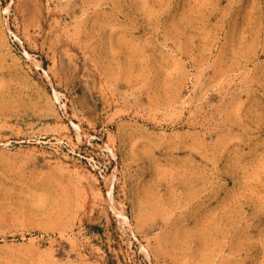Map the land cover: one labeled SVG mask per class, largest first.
I'll list each match as a JSON object with an SVG mask.
<instances>
[{
    "label": "rangeland",
    "instance_id": "374dc122",
    "mask_svg": "<svg viewBox=\"0 0 264 264\" xmlns=\"http://www.w3.org/2000/svg\"><path fill=\"white\" fill-rule=\"evenodd\" d=\"M0 264H264V0H0Z\"/></svg>",
    "mask_w": 264,
    "mask_h": 264
},
{
    "label": "bare ground",
    "instance_id": "6f19581e",
    "mask_svg": "<svg viewBox=\"0 0 264 264\" xmlns=\"http://www.w3.org/2000/svg\"><path fill=\"white\" fill-rule=\"evenodd\" d=\"M123 217H125V218H126L127 216H126V215H123Z\"/></svg>",
    "mask_w": 264,
    "mask_h": 264
}]
</instances>
